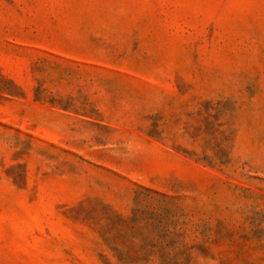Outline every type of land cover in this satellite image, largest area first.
Segmentation results:
<instances>
[{"label":"rangeland","instance_id":"374dc122","mask_svg":"<svg viewBox=\"0 0 264 264\" xmlns=\"http://www.w3.org/2000/svg\"><path fill=\"white\" fill-rule=\"evenodd\" d=\"M0 264H264V0H0Z\"/></svg>","mask_w":264,"mask_h":264}]
</instances>
